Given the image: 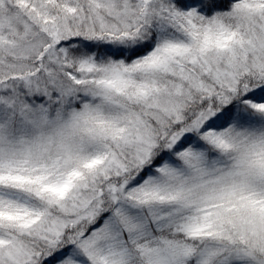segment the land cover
<instances>
[{"label": "snow or ice", "instance_id": "6c2138e0", "mask_svg": "<svg viewBox=\"0 0 264 264\" xmlns=\"http://www.w3.org/2000/svg\"><path fill=\"white\" fill-rule=\"evenodd\" d=\"M0 264H264V0H0Z\"/></svg>", "mask_w": 264, "mask_h": 264}]
</instances>
